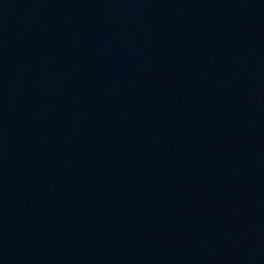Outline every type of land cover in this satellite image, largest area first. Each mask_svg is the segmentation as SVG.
I'll use <instances>...</instances> for the list:
<instances>
[{"label": "water", "instance_id": "95a60500", "mask_svg": "<svg viewBox=\"0 0 264 264\" xmlns=\"http://www.w3.org/2000/svg\"><path fill=\"white\" fill-rule=\"evenodd\" d=\"M0 264H264V0H0Z\"/></svg>", "mask_w": 264, "mask_h": 264}]
</instances>
